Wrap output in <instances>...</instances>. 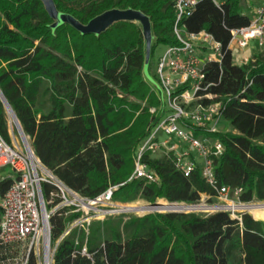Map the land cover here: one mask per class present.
Masks as SVG:
<instances>
[{"label":"trees","instance_id":"obj_1","mask_svg":"<svg viewBox=\"0 0 264 264\" xmlns=\"http://www.w3.org/2000/svg\"><path fill=\"white\" fill-rule=\"evenodd\" d=\"M54 2L84 25L114 9L141 11L152 25L151 58L159 46L180 44L173 0ZM250 22L242 0L221 7L199 0L178 24L183 36L205 31L223 47L221 63L208 62L203 71L207 93L217 99L201 102L225 104L223 119L231 130L211 136L225 148L215 159V175L220 187L242 189L244 203L264 202V58L241 66L227 48L231 32ZM53 23L41 0H0V90L41 163L90 199L117 186L113 199L121 204L198 205L203 197L207 205L217 203L200 170L185 177L171 156H143L157 182L131 179L138 150L159 121L150 109L160 105L144 73L140 25L118 22L95 36L67 24L53 31ZM9 121L0 100V135L8 143ZM2 174L12 175L8 169ZM12 183L0 176V203ZM51 189L44 185L45 193ZM77 216L51 219L53 242ZM2 217L0 207V224ZM54 264H264V222L245 214L240 223L227 212L110 217L93 222L88 233L74 230L58 247Z\"/></svg>","mask_w":264,"mask_h":264},{"label":"built area","instance_id":"obj_2","mask_svg":"<svg viewBox=\"0 0 264 264\" xmlns=\"http://www.w3.org/2000/svg\"><path fill=\"white\" fill-rule=\"evenodd\" d=\"M173 1L175 34L180 44L166 48L157 64L156 79L151 76L148 78L160 100L159 107L151 108L150 113L159 121L149 130L138 150L131 179L157 182L154 174L143 164V156L146 153L171 156L176 169L185 177H190L199 169L205 181L216 191L217 203L207 205L201 202V205L208 207L210 213L227 212L233 220L241 223L243 215L251 213L249 207L264 204L255 201L244 203L240 200L242 189L233 191L230 187L218 185L215 159L224 154L225 148L211 136L220 133L219 125L225 104L222 101L208 105L201 102L204 99H217L207 93L209 85L204 84L203 71L208 62L221 63L224 58L223 47L205 31L183 36L178 24L194 12L199 0ZM211 1L218 7L226 2ZM261 1L262 4L254 9L250 0H243L245 9L251 15V22L249 26L231 32L227 50L233 54L235 49L244 52L251 42H257V55L244 57L236 63L238 65L254 63L258 56L264 58V0ZM158 88L162 90L169 105L170 113L165 119L161 112H166V109L157 93ZM10 126L14 133L15 125L12 121ZM19 139L20 142L11 139L8 143L0 135V172L8 169L12 175L3 176L13 179L12 186L0 203L3 211L0 224V247L3 249L0 264H31L32 259H35V264H54L58 247L74 230L88 233L95 221L117 216L130 217L139 213L136 211L139 207L114 201L117 186L110 187L94 199L81 196L41 163L28 139L30 149L23 139ZM44 185L52 189L45 193ZM73 214L78 216L68 223L63 234L53 242L51 219ZM81 254L87 255L86 248Z\"/></svg>","mask_w":264,"mask_h":264},{"label":"water","instance_id":"obj_3","mask_svg":"<svg viewBox=\"0 0 264 264\" xmlns=\"http://www.w3.org/2000/svg\"><path fill=\"white\" fill-rule=\"evenodd\" d=\"M43 3L45 10L47 11L50 18L54 21L53 25L51 26L52 30L55 31L57 28L63 25H69L74 28L77 32L81 35H95L99 36L100 34L104 33L107 29H109L112 25L118 22H134L138 23L142 29L143 37L145 40V63H144V73L149 78V65L151 60V53H152V46L154 41V36L152 32V25L151 21L148 16H146L141 11L128 9V10H119L114 9L110 11H106L103 14L95 17L86 25L80 23L77 19L73 16L62 13L58 11L54 0H41ZM0 100L4 104L6 112L9 116L10 121H12L15 125V130L18 136L25 141L28 148L30 146L27 142V138L22 130V127L13 112L12 108L6 101L5 97L3 96L0 90ZM138 212H147V213H194L196 211H206L209 212L210 209L208 207L198 204V205H185V204H178V203H155L152 205L141 206L136 208ZM249 216L253 218L251 213H248Z\"/></svg>","mask_w":264,"mask_h":264},{"label":"rangeland","instance_id":"obj_4","mask_svg":"<svg viewBox=\"0 0 264 264\" xmlns=\"http://www.w3.org/2000/svg\"><path fill=\"white\" fill-rule=\"evenodd\" d=\"M242 2H243V0H242ZM250 2H251V5H252V7H253L254 9H255L257 6H259V5L262 4V1H261V0H250ZM243 3H244V2H243ZM153 42H154V41H153ZM153 44H154V43H153ZM256 44H257L256 41L251 42L250 47L247 48L244 52H242V51L239 52L238 50L235 49V51H234V61H235L236 63H238V61L241 60V59H243L244 57H250V58H251L256 52H258V49H257V47H256ZM165 51H166V47H164V46H159V47H157V48L154 50L153 56H152V58H151V60H150V66H149V72H150V74H151L152 76L155 74L156 65H157L159 59H160V58L162 57V55L165 53ZM157 93H158L159 96L161 97V100H163V106H164V108L166 109V112H164V113L161 112L162 117L165 119V118L168 116V114L170 113V112H169L168 101H167V99L165 98V96H164V94H163V92H162V90H161L160 88H158ZM161 114H160L159 116H161ZM219 127H220V132L223 133V134L228 133V132L231 130L229 124H228L224 119L221 120ZM9 128H10V136H11V139L20 142V139H19V136H18L16 130L14 129V133H13V131H12V128H11V126H10V121H9ZM160 137H162V138H166L164 135H160ZM174 141H175V139H174ZM2 173H3V172H0V176L4 175V174H2ZM206 200H207V199H206L205 197H203L202 200H201V202H203V203L206 204ZM255 202H257V201H255ZM158 203L168 204V203L165 202V201H159ZM257 204H264V202H257ZM128 205H129V206H134V207H140V206H146V205H148V204L143 203V202H136V203H132V204H128ZM194 213H210V212H206V211H196V212H194ZM147 214H149V213H147V212H143V213L139 212L138 214H137V213H134V215L139 216V217H141V216H145V215H147ZM132 215H133V214H132ZM132 215H131V216H132ZM257 220H258V221H262V222H264V220H262V219H257Z\"/></svg>","mask_w":264,"mask_h":264},{"label":"bare ground","instance_id":"obj_5","mask_svg":"<svg viewBox=\"0 0 264 264\" xmlns=\"http://www.w3.org/2000/svg\"><path fill=\"white\" fill-rule=\"evenodd\" d=\"M249 210L255 218L264 220V205H254L249 207Z\"/></svg>","mask_w":264,"mask_h":264},{"label":"crops","instance_id":"obj_6","mask_svg":"<svg viewBox=\"0 0 264 264\" xmlns=\"http://www.w3.org/2000/svg\"><path fill=\"white\" fill-rule=\"evenodd\" d=\"M138 24V23H137ZM257 55V52L254 54V56ZM236 63V62H235ZM158 64V63H157ZM156 70H157V65H156V69H155V73H156ZM149 72V70H148ZM147 77V76H146ZM149 77H150V72H149ZM148 78V77H147ZM3 176V175H2ZM254 220L258 221L257 218H254Z\"/></svg>","mask_w":264,"mask_h":264}]
</instances>
